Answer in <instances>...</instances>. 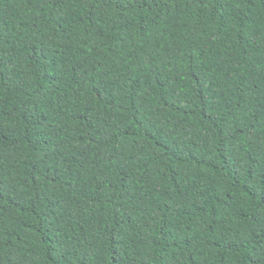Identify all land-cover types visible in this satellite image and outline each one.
<instances>
[{"label":"trees","instance_id":"obj_1","mask_svg":"<svg viewBox=\"0 0 264 264\" xmlns=\"http://www.w3.org/2000/svg\"><path fill=\"white\" fill-rule=\"evenodd\" d=\"M0 264H264V0H0Z\"/></svg>","mask_w":264,"mask_h":264}]
</instances>
